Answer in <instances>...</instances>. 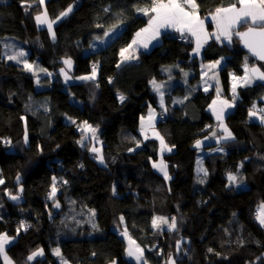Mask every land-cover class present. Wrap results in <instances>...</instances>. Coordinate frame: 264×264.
<instances>
[{"label": "trees", "instance_id": "trees-1", "mask_svg": "<svg viewBox=\"0 0 264 264\" xmlns=\"http://www.w3.org/2000/svg\"><path fill=\"white\" fill-rule=\"evenodd\" d=\"M232 2L197 0L202 16ZM69 6L74 9L56 24L53 40L35 16L46 8L56 18ZM145 6H150V0H45L43 5L39 0L27 4L0 0V36L23 40L31 56L54 73L53 79L45 77L49 85L38 90L34 73L7 62L0 47V178L5 181L0 185V233L14 237L6 251L15 264H61L52 251L57 247L72 264L115 260L137 264L126 257L125 229L144 249L147 264H164L169 256L178 264H264V226L255 213L264 202V123L249 116L253 106L259 115L264 109V82L238 88L240 99L226 115L234 139L221 142L227 154L205 157L204 184L198 182L203 173L196 172L198 149L193 145L214 129L216 119L208 107L216 92L195 84L201 79V64L193 55L192 40L182 42L180 33L165 32L160 43L139 50L134 60L119 63L111 78L96 74L95 80L64 87L59 71L66 66L64 60H72L75 76H90L92 61L104 62L106 53L93 40L118 25L124 27L127 43L148 24L149 17L136 11ZM213 26L209 21L208 27ZM221 57L226 59L221 80L227 95L230 73L242 75L245 58L248 65L264 70L239 47L235 36L231 45L214 39L207 43L202 59ZM177 62L181 69L194 71L191 84L166 93V104L161 106L150 82L167 78L163 67ZM180 92L187 97L175 105L174 94ZM120 94L126 97L123 102ZM151 105L158 111L163 108L165 115L164 121L159 117L157 128L173 148L163 153L171 179L153 167V160L161 157L160 143L144 139L140 132V119ZM67 116L75 123L68 122ZM84 121L97 128L104 163L97 161L90 147L78 143L83 133L77 125ZM240 171L246 184L241 189L230 186L227 179L228 173ZM53 177L60 180L55 201L48 197ZM9 192L21 199L12 200ZM56 202L59 208L54 207ZM156 217L169 222L175 217L177 230L164 224L154 228ZM22 223L30 227L25 231ZM38 248L45 255L27 261ZM0 264H4L2 257Z\"/></svg>", "mask_w": 264, "mask_h": 264}, {"label": "snow or ice", "instance_id": "snow-or-ice-1", "mask_svg": "<svg viewBox=\"0 0 264 264\" xmlns=\"http://www.w3.org/2000/svg\"><path fill=\"white\" fill-rule=\"evenodd\" d=\"M22 3L27 4L28 0H22ZM45 0H39V4L43 5ZM32 5L28 4V8H31ZM200 5L197 3V0H150V6L145 7H137V12H142L144 15L148 16V25L147 27L141 29L135 34V38L132 40L131 44L128 45L127 48H123L120 51L121 63L125 61H129L135 59L134 56L135 49L134 45L142 46L147 49L149 43L153 40H157L161 35L162 29H173L174 31L181 34L182 38H185V34L187 36L195 38V48L194 53L198 54L201 48L208 43L209 40H216L218 42H227L231 45L233 41V36L237 37L241 43L248 49V51L252 54V56L256 57L260 61H264V0H234V2L230 3L228 6H218L215 10L201 18L199 14ZM28 10L27 8L25 9ZM72 6H69L65 11H62L55 19H50L47 9L45 8L42 12H39L35 16L36 23L38 25L46 26L47 30L51 33V37L53 40L56 39V33L53 31V25L57 23L60 19L67 17L72 12ZM107 11V9H106ZM215 26V30L213 32H209L206 28L205 21L209 19ZM97 27H102V25H97ZM118 27V25H113L108 31L104 33L105 36L109 35V32L114 31V29ZM240 28H246V30L241 31ZM100 39V37H97ZM130 50H132L130 52ZM27 53L20 51L12 55H8L7 58L9 60H15L19 63H22L24 69L29 72H35L34 66L30 64L26 59H22L25 57ZM223 60L221 57L220 60L215 61L214 64L205 65L206 68H215ZM72 60L65 59L64 64L71 69ZM98 65L93 64L92 73L90 76L77 77V79L81 80H95L97 74ZM119 67V65H117ZM40 72H45L47 75H51V73L47 72V69L40 68ZM245 75L240 78L242 82L247 85L251 84L254 80L264 81V71H261L260 67H248L247 58H245ZM61 73L64 75L65 80L71 79L68 76V73L65 72L64 69H61ZM187 75V73H185ZM206 75V73H205ZM214 78V77H213ZM236 80L237 77L233 76V84H232V92H233V101L236 99ZM111 82V81H110ZM39 83V80H37ZM153 86V89L157 92L163 87L162 84L158 83L155 79L150 82ZM208 88L205 87V91ZM217 100H213L212 105H210L211 110L215 114L216 120L219 121V126L223 130V135L217 137V142L220 140H231L234 139L233 133L224 124V111L226 108H230L233 104H230L227 100H219V90H217ZM119 99L123 102L126 97L123 94H120ZM219 100V107H216ZM161 105H163V93H161ZM260 112L264 113V109L260 110ZM250 117H257V110L255 106H253V110L249 112ZM71 120V117H69ZM156 119V112L154 109H150L149 115L147 117V121H145L144 117H141V132L145 133L144 138L148 139L147 132L149 130H153V135L160 142V153L161 159L158 163L154 162L153 167L157 168L164 176L165 179H171L168 172V164L163 159L164 152H171L172 147H169L164 140V137L154 130L155 124L154 121ZM258 119L264 123V114L259 115ZM75 123V121H72ZM82 133H91V136H85L84 139L78 141L82 147H85L84 140H97L98 137L96 135L97 128L93 127L87 121H84L82 125H77ZM213 136H216V133H213ZM135 139V138H133ZM207 139V137H206ZM5 143H10V141H4ZM25 142L27 143V135L25 136ZM139 141H137V146L139 147ZM202 142L196 141L195 147H201ZM174 147V146H173ZM218 151H223V148L217 149ZM92 153L97 154V158L101 163H104V157L100 154L101 149L95 146L90 148ZM80 167H83L81 164ZM240 167H243V163L240 164ZM198 172L203 173V178H199L198 182L204 184L206 182V177L208 172L204 168H199ZM17 181L20 180V177L17 176ZM228 183L229 185H238L242 184L243 181L239 177L238 174L229 173L228 174ZM5 181L0 178V185H3ZM63 183L67 184L68 182L65 180ZM23 186L21 185L19 188L20 192H23ZM57 185L56 178L53 177V184L51 186V192L49 193V197L55 201L56 193H57ZM115 191V189H113ZM9 197L18 201L20 199L19 195H13L11 192L8 193ZM55 207L59 208L60 205L58 202L55 203ZM94 215V213H93ZM123 221V217L120 218ZM257 219L259 223L264 226V202H262L259 206V211L257 214ZM167 225L169 230H177V220L175 217L171 219L169 222L168 218L165 217H156L152 221V226L154 228L160 229L161 225ZM21 227L26 231L30 225L21 224ZM95 227V225H94ZM162 230V229H161ZM20 228L17 229V233H19ZM123 235H128L127 230L122 233ZM13 237H9L7 233H0V257H3L4 264H14L11 258L8 256L6 251V246L13 240ZM53 254L61 257V251L59 248L53 249ZM177 251H180V243H177ZM209 251H213L209 249ZM45 255L43 248H38L33 251L28 257L27 261H33L37 257H42ZM95 255V253H93ZM127 255L129 257L134 258L137 262L144 261V264H147L146 260H144V249L141 248L135 241L131 240L129 237V246L127 248ZM259 259V258H258ZM61 264H67V261L61 259ZM111 264H116L115 261H112ZM166 264H177L176 258L169 257Z\"/></svg>", "mask_w": 264, "mask_h": 264}, {"label": "rangeland", "instance_id": "rangeland-1", "mask_svg": "<svg viewBox=\"0 0 264 264\" xmlns=\"http://www.w3.org/2000/svg\"><path fill=\"white\" fill-rule=\"evenodd\" d=\"M72 9H74V6H72ZM39 14V13H38ZM49 15V14H48ZM49 18L50 19H55V18H52L50 15H49ZM65 18V17H64ZM63 19V18H62ZM62 19H60L59 21H57V23L58 22H60ZM209 20H206V22H208ZM57 23H55L54 25H53V31L55 32V26H56V24ZM148 25V24H147ZM146 25V26H147ZM40 28H42V27H46V26H42V25H38ZM47 28V27H46ZM50 33V32H49ZM165 33V32H164ZM163 34V33H162ZM161 34V35H162ZM50 36H51V33H50ZM52 38V37H51ZM95 43H96V47L97 48H106V49H109V47H110V45H108L109 43H108V40H106V39H100L99 41H97V38H95L94 40H93ZM162 41V38L161 37H159L158 38V41H156V42H150L149 43V46H148V48L147 49H150L152 46H154L155 44H158V43H160ZM106 44H107V46H106ZM125 45L124 46H122V49L123 48H127V46L129 45V44H131V43H124ZM0 47H1V49H2V51H3V55H4V58H5V60L7 61V62H13V63H15V64H18V65H20V66H22L23 68H24V66H23V64L22 63H19V62H17V61H15V60H9L8 58H7V56L8 55H12V54H15V53H17V52H20V51H23V52H25V53H27V55L25 56V57H23L22 59H26L30 64H32L33 66H34V69H35V72H32V73H34V75H35V77H36V81H35V83H36V88L39 90V89H42V88H45L46 87V85H49V83L47 84V83H45V80L46 79H53L54 78V73L51 71V70H49V69H47V68H45L44 66H43V64L41 63V60H40V58H37V57H35V58H33L32 56H31V50H30V48L29 47H27L26 46V44H25V42L23 41V40H21L20 38H17V37H15V36H12V35H5V36H0ZM135 47V45L133 46V48ZM141 48H143V47H141ZM195 48V47H194ZM194 48H193V50H194ZM203 50H204V47H202L201 48V50H200V52L198 53V54H196V53H194V51H193V55L194 56H197L198 58H199V61H200V64H201V79L200 80H195V81H197L195 84L197 85V87L198 88H203V89H205V87H207L208 88V91H210V90H212V89H215V92H216V97L214 98V100H217L218 98H217V90H219V100H227L229 103L230 102H232V103H235L240 97H239V94H238V90L236 91V93H235V95H236V99H235V101H233V92H232V90H231V93H229V95H227V94H225V88H224V86H223V83H222V80H221V69H222V67L221 68H219L220 66H222V61L223 60H221V63L217 66V67H215V68H211V69H209V68H206L205 67V65H211V64H214L215 63V61H217V60H220L221 58H219V59H217V60H214V61H204L203 59H202V57H203ZM132 50H130V52H131ZM175 64V63H174ZM180 64V63H179ZM181 66V65H180ZM40 68H44V69H47V72L48 73H51V75H47L45 72H40L39 71V69ZM219 68V69H218ZM61 69H64L65 70V72H67L68 73V76L69 77H71V79H68L67 81L65 80V77H64V75L61 73ZM59 71H60V74H61V77H62V80H63V83H64V87H65V89L67 90L68 89V86L70 85V84H72V83H76V82H81V81H83V80H81V79H77V77H83V76H87V75H74L72 72H71V70H69L66 66L65 67H63V68H61ZM165 70V66L163 67V71ZM181 70H183V72H184V76H181L180 74H177V68H174V66H173V64H171L170 65V67L166 70L167 72H169L170 73V76L169 77H167V78H165L164 80H157V79H155L158 83H160V84H162L163 85V87L160 89V91L159 92H157V94H158V96H159V102L161 103V93H163V95L165 94V92L166 91H168V93H176L175 92V90H176V86L177 85H184V84H187V82L189 83V84H191V82H190V79L192 78V76L194 75V71H192L191 69H188V68H182ZM113 71V70H112ZM111 70L110 71H108L109 73H111L112 72ZM185 73H187V75H185ZM205 73H206V75H205ZM45 77H48V78H45ZM214 77V78H213ZM37 80H39V83H37ZM238 81H240V79L238 80ZM152 86V85H151ZM152 88H153V86H152ZM237 89V88H236ZM181 93V92H180ZM186 98L187 97V95H185L184 94V92H183V94L181 93V94H174V98H175V105H177L178 103H181L182 102V99L183 98ZM71 99L74 101V102H76V103H80V101L73 95V94H71ZM219 100H218V103H217V105H216V107H219L220 105H219ZM213 102V101H212ZM212 102H211V104L210 105H212ZM166 104V101H165V97H163V106ZM210 105H209V107H208V109L213 113V111L211 110V108H210ZM151 108L150 109H153L152 107V105L150 106ZM232 108H226L225 109V111H224V124H226V115L228 114V112L231 110ZM155 110H156V112H157V116L159 115V117H160V111H158L157 110V108L155 107ZM213 115H214V117H215V114L213 113ZM258 115H259V111L257 110V117H251V118H253V119H255V120H259L258 119ZM215 119H216V117H215ZM67 121L68 122H72V121H74L73 120V118H71V120L69 119V116H67ZM219 121H217L216 120V129H217V131L218 132H220V134H221V136L223 135V130L220 128V126H219ZM227 125V124H226ZM228 127V126H227ZM231 131V130H230ZM98 132V131H97ZM96 135H97V133H96ZM82 136H83V138H81V140L82 139H84V137L85 136H88V137H90L91 136V133H83L82 134ZM98 137V136H97ZM206 137H207V135H204V136H201V137H199L198 139H197V141L199 140V141H201V140H204V139H206ZM84 143H85V148H87V147H92V146H95V147H97V148H100L101 149V152H100V154H102V144H101V140H100V138L98 137V139L97 140H90V139H85L84 140ZM94 154V156H95V158L97 159V161L99 162V163H101L100 161H99V159L97 158V154H95V153H93ZM200 157H198V160H197V165H196V172L197 173H199L198 172V169L199 168H203L204 167V164H203V160H204V158H203V156H202V154H200L199 155ZM229 174V173H228ZM228 174H227V176H228ZM234 174V173H233ZM236 174H238L239 175V177L241 178V179H243V177H242V173H241V171L240 172H236ZM60 183V180L58 179V181H56V185L58 186V184ZM244 187H246V184H238V188L239 189H241V188H244ZM14 195V194H13ZM21 199V198H20ZM19 199V200H20ZM18 200V201H19ZM260 204L261 203H259L258 204V206L256 207V209H255V213H256V218H257V214H258V211H259V206H260ZM2 207V205L0 204V208ZM54 207H55V204H54ZM57 208V207H56ZM1 211H2V208H1ZM123 235V234H122ZM10 237V236H9ZM14 238V237H13ZM123 238L126 240V242H127V247L129 246V236L128 235H123ZM14 240V239H13ZM13 240L9 243V244H11L12 242H13ZM132 240V239H131ZM8 244V245H9ZM57 248H59L60 249V251H61V257H58L57 256V258H58V261L59 262H61V259L63 258V260H65V261H67V259L64 257V255H63V253H62V250H61V248L60 247H57ZM56 249V248H55ZM7 254H8V252H7ZM8 256L10 257V255L8 254ZM126 257L129 259V260H132V261H135L137 264H143L144 263V261H141V262H137L134 258H132V257H129L128 255H127V252H126ZM3 258V257H2ZM11 258V257H10ZM38 258V257H37ZM12 260V259H11ZM144 260H145V258H144ZM13 261V260H12ZM166 261L167 260H165V263L164 264H166ZM4 262V261H3ZM115 262H116V264H118V260H115ZM147 262V261H146ZM149 263V262H148ZM15 264V263H14ZM67 264H72V263H70L69 261H67ZM111 264V263H110Z\"/></svg>", "mask_w": 264, "mask_h": 264}, {"label": "crops", "instance_id": "crops-1", "mask_svg": "<svg viewBox=\"0 0 264 264\" xmlns=\"http://www.w3.org/2000/svg\"><path fill=\"white\" fill-rule=\"evenodd\" d=\"M200 14V13H199ZM201 16V18H204L205 16H202V15H200ZM206 16H208V15H206ZM207 20H209V21H211L210 20V17H209V19H207ZM208 21V22H209ZM208 22H206L205 21V25H206V28H207V30L211 33V32H213L214 30H215V26H213V28L212 29H210L209 27H208ZM214 25V24H213ZM145 27H147V26H145ZM145 27H143V28H145ZM142 28V29H143ZM141 30V29H140ZM139 30V31H140ZM138 32V31H137ZM136 32V33H137ZM164 32H176V31H174L173 29H171V28H169V29H162L161 30V34L162 33H164ZM135 33V34H136ZM181 35V34H180ZM160 37H161V35H160ZM185 37L186 38H188V39H190V40H192L193 41V43H194V46H195V38H193V37H190V36H187V34H185ZM234 37V36H233ZM97 38V37H96ZM135 38V35L133 36V38L132 39H130V40H128V42L129 43H131L132 42V40ZM100 39H106V40H108V45H110V47H109V49H106L105 48V61L101 64V66H100V68H99V70H98V76L100 77L101 75H106V76H110V78H111V76L113 75V74H115L116 73V70H117V65L119 64V63H121V57H120V51H121V49H122V46H124L125 44H124V42H126L127 41V38H126V35H125V31H124V27H119V28H115L114 29V31H111V32H109V35L108 36H105V35H103V36H100ZM100 39H97V41H99ZM156 41H158V39L157 40H153V41H151V43L152 42H156ZM211 40H209L208 41V43L210 42ZM127 42V43H128ZM207 44H205L203 47L205 48V46H206ZM106 46H107V44H106ZM128 47V46H127ZM142 46H137V45H135V47H134V49H135V52L133 53L134 54V56L137 58V56H138V52H139V50H146L145 48H141ZM135 58V59H136ZM132 60H134V59H132ZM129 61H131V60H129ZM125 62H127V61H125ZM225 63H226V59L223 57V61H222V66H220L219 68H223V66L225 65ZM173 66H174V68H177V73H179L181 76H184V72H183V70H181V66H180V64L177 62V63H175V64H173ZM170 67V65H168V66H165V70H164V73L167 75V77H169L170 76V73L169 72H167L166 70L168 69ZM248 67L249 68H251V67H260L259 65H248ZM218 68V69H219ZM244 68H245V65H244ZM261 68V67H260ZM112 71L111 73H109L108 71ZM261 71H264L262 68H261ZM244 75H245V71H244V73L242 74V75H237V74H235L234 72H231L230 73V81H231V84H230V93H231V90H232V84H233V76H235V77H237V80H236V91L238 90V88L240 87V86H245V84L242 82V80L240 79V78H242V77H244ZM88 76V75H87ZM240 79V81H238ZM258 81H260V80H254L251 84H253V83H255V82H258ZM261 82H264V81H261ZM152 85V84H151ZM185 86H187L188 88H189V84L187 83V84H184ZM247 85H249V84H247ZM191 90H192V92H195L196 91V87H192L191 88ZM205 90V89H204ZM153 91L154 92H156L154 89H153ZM208 91V90H207ZM191 91H189L188 93H190ZM157 93V92H156ZM166 93H168V91H166L165 92V94L163 95V97H165V95H166ZM158 95V94H157ZM240 99V98H239ZM238 99V100H239ZM183 100H185V97L182 99V101ZM261 100L262 101H264V96L261 98ZM158 101H159V96H158ZM230 104H233V106H234V104L235 103H232V102H230ZM159 105H161V103L159 102ZM162 106V105H161ZM233 106L232 107H230V108H233ZM150 108L151 107H149V109H148V111H147V114L145 115V116H143L144 118H145V121H147V117H148V115H149V111H150ZM154 110H155V107L153 106L152 107ZM155 112H156V110H155ZM159 119V115L157 116V112H156V119H155V121H154V124H155V128H154V130L156 131V132H159V130H158V126H157V124H158V120ZM140 132H141V119H140ZM216 133V136L214 137L213 136V133ZM160 133V132H159ZM141 134H142V136H143V138H144V136H145V133H142L141 132ZM147 135H148V139H156V140H158L154 135H153V130H149L148 132H147ZM221 136V134H220V132H218L217 131V129H216V124H215V126H214V129L209 133V134H207V139H204V140H201V142H202V144H201V147H199V148H197V147H195V144H196V141H195V143H194V147L195 148H197L198 149V157H200L199 155L200 154H202V156H203V158L205 159V157L206 156H208V155H212V154H227L228 153V151L221 145V142L222 141H224V140H220L219 142H217V137H220ZM145 139V138H144ZM158 142H159V140H158ZM160 143V142H159ZM166 143V142H165ZM220 148H223V151H218L217 149H220ZM172 150H173V148H172ZM161 159V157L158 159V160H156V161H154L153 160V162L152 163H154V162H156V163H158L159 162V160ZM198 160V159H197ZM203 164H204V160H203ZM197 165V164H196ZM204 169H205V166L203 167ZM157 172H159L160 174H162L157 168H154ZM198 174H202V172H199ZM163 175V174H162ZM124 232V230L122 231V233Z\"/></svg>", "mask_w": 264, "mask_h": 264}, {"label": "built area", "instance_id": "built-area-1", "mask_svg": "<svg viewBox=\"0 0 264 264\" xmlns=\"http://www.w3.org/2000/svg\"><path fill=\"white\" fill-rule=\"evenodd\" d=\"M180 41L182 42H188V38H182L181 35L178 37ZM103 63V59H98V60H95V61H92L91 63V68L93 66V64H96L98 65V69L100 68L101 64ZM161 111V115L160 117L163 119V121L165 120V115L163 114V108L159 109ZM264 114V113H261V115ZM51 192V190L48 192V197H49V193Z\"/></svg>", "mask_w": 264, "mask_h": 264}, {"label": "water", "instance_id": "water-1", "mask_svg": "<svg viewBox=\"0 0 264 264\" xmlns=\"http://www.w3.org/2000/svg\"><path fill=\"white\" fill-rule=\"evenodd\" d=\"M244 30H246V28L245 29H243V30H241V31H244ZM238 39V38H237ZM239 40V39H238ZM239 47L243 50V51H245L250 57H252L255 61H258V62H260L261 64H263L264 65V61H260V60H258L256 57H254V56H252V54L248 51V49L241 43V41L239 40ZM67 67V66H66ZM68 68V67H67ZM69 69V68H68ZM72 67H71V69H69V70H71L72 71ZM170 257V256H169ZM171 257H173V256H171ZM174 258V257H173ZM169 259V258H168ZM178 264V263H177Z\"/></svg>", "mask_w": 264, "mask_h": 264}]
</instances>
